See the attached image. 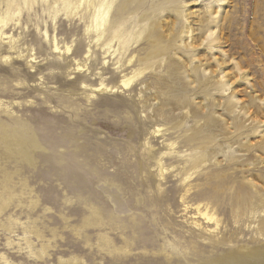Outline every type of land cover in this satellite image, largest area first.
<instances>
[{
	"label": "rangeland",
	"instance_id": "1",
	"mask_svg": "<svg viewBox=\"0 0 264 264\" xmlns=\"http://www.w3.org/2000/svg\"><path fill=\"white\" fill-rule=\"evenodd\" d=\"M223 2L0 0V264H264V0Z\"/></svg>",
	"mask_w": 264,
	"mask_h": 264
},
{
	"label": "bare ground",
	"instance_id": "2",
	"mask_svg": "<svg viewBox=\"0 0 264 264\" xmlns=\"http://www.w3.org/2000/svg\"><path fill=\"white\" fill-rule=\"evenodd\" d=\"M197 1V0H196ZM202 1V0H201ZM223 1H225V0H209V4L211 5V6H214V5H216L217 6V8H218V11L216 10H214L215 9V6H214V13L213 14H216L217 12L219 13V11H220V9H221V7H222V4L224 3ZM208 2V1H207ZM210 7V6H209ZM212 8V7H211ZM217 15V14H216ZM231 20H232V18H230V19H228L227 18V24L226 25H228V24H230L231 23ZM221 24V23H220ZM216 25V24H215ZM222 26H225L224 24H222ZM213 33H215V30H211L210 32H208V34H207V36H206V39L207 40H212V35H213ZM264 41V40H263ZM263 41H262V43H263ZM263 46V45H262ZM264 48V47H263ZM131 60V59H130ZM204 70L206 69V67L205 68H203ZM140 73V70L139 71H133L132 73H131V75L130 76H128V77H124V78H122V80L120 81V84L121 85H124V86H126V85H128L131 81H133L134 79H135V77H137V75ZM221 75L218 77V79H216V81L219 83V85H218V88H219V90H222V91H225L227 88L226 87H228V89H229V87H231L232 85H233V81H231L227 76H229L228 75V73L227 72H225V71H223V70H221L220 72H219ZM240 79H244V75L242 74V75H240V77H239ZM235 81V80H234ZM221 82V83H220ZM204 83H206V82H204ZM7 144V143H6ZM8 144H9V141H8ZM19 145H20V142H19ZM8 146V145H7ZM19 147V146H18ZM27 155V154H26ZM262 251V250H261ZM252 253V252H251ZM263 254H264V252H262ZM253 254H258V251H254L253 252ZM260 254V253H259ZM258 254V256H260ZM257 256V257H258ZM235 260V259H234Z\"/></svg>",
	"mask_w": 264,
	"mask_h": 264
}]
</instances>
